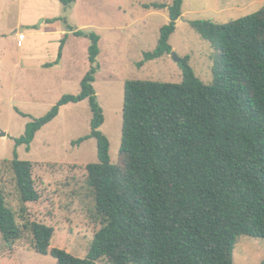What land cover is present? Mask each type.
Masks as SVG:
<instances>
[{
	"label": "trees",
	"instance_id": "obj_1",
	"mask_svg": "<svg viewBox=\"0 0 264 264\" xmlns=\"http://www.w3.org/2000/svg\"><path fill=\"white\" fill-rule=\"evenodd\" d=\"M58 1L67 10L75 0ZM182 4L150 5L166 10L168 23L139 66L171 53L169 38ZM45 21L67 24L65 18ZM189 24L214 49L211 84L195 76L187 57L178 59L180 83L126 81L116 164L110 162L109 140L100 130L104 117L93 88L100 71L99 36L67 26V34L88 40L89 67L80 91L32 118L14 141L28 149L62 106L87 100L90 132L73 144L96 142L97 162L85 171L99 229L84 258L50 249L54 229L28 218L26 204L40 199L33 164L13 156L0 160L12 174L21 205L13 210L0 189V235L7 246L26 239L34 253L49 254L56 264H98L102 259L107 264H235L237 237L264 238V7L227 23Z\"/></svg>",
	"mask_w": 264,
	"mask_h": 264
},
{
	"label": "rangeland",
	"instance_id": "obj_2",
	"mask_svg": "<svg viewBox=\"0 0 264 264\" xmlns=\"http://www.w3.org/2000/svg\"><path fill=\"white\" fill-rule=\"evenodd\" d=\"M153 4L170 5L171 0H75L64 9L58 0H0V160H19L33 164V179L40 194L36 203H27L29 219L54 229L50 249L58 248L84 258L92 236L99 229L95 202L85 167L97 162L94 139L73 144L90 132L91 111L87 100L67 104L35 135L29 148L15 144L32 118L44 116L64 95H77L79 82L88 70V40L69 34L60 64H54L59 40L41 33L51 31L62 38L67 26L99 36L98 63L93 88L102 109L101 132L109 140V158L118 162L121 142L124 83L149 80L180 83L178 59L188 65L204 84L212 82L214 49L190 26L194 20L227 23L255 13L264 0H183L182 15L169 38L172 51L159 59L144 62L152 52L159 30L168 23L166 10ZM65 18L67 24L45 20ZM32 27L30 29L26 27ZM40 30V31H39ZM56 33V34H58ZM55 34V35H56ZM44 65V66H43ZM17 111L27 115L21 116ZM0 189L13 210L21 206L11 182L12 174L0 165ZM264 260V238L239 236L233 247L235 264H259ZM0 264H56L49 254L34 253L26 239L7 246L0 235ZM98 264H107L102 259Z\"/></svg>",
	"mask_w": 264,
	"mask_h": 264
},
{
	"label": "crops",
	"instance_id": "obj_3",
	"mask_svg": "<svg viewBox=\"0 0 264 264\" xmlns=\"http://www.w3.org/2000/svg\"><path fill=\"white\" fill-rule=\"evenodd\" d=\"M56 24V23H55ZM34 26H30V27H26V29L27 28H30V29H34L33 28ZM51 27H52V25H50V27L48 26V28H46V30L45 31H40L41 33H49L50 34V36H56L57 37V39L59 40V42H60V40L64 37V35L65 34H67V33H65V31H62L61 29H60V27H59V24H58V26H56V28L58 29V30H60L61 32H62V38L61 39H59L60 37V34L58 33V32H54V31H51ZM75 30H77V29H75ZM56 33H58V34H56ZM56 34V35H55ZM69 34H71V35H73L71 32H69L68 34H67V37H68V35ZM67 37L65 38V42H66V40H67ZM75 38H78V37H75ZM100 40V39H99ZM65 42H64V45H63V48H64V46H65ZM63 48H62V51H63ZM62 51H61V58H60V60H59V62H58V64H60V62H61V60H62ZM57 64V65H58ZM44 66V65H43ZM60 67H61V64H60Z\"/></svg>",
	"mask_w": 264,
	"mask_h": 264
},
{
	"label": "water",
	"instance_id": "obj_4",
	"mask_svg": "<svg viewBox=\"0 0 264 264\" xmlns=\"http://www.w3.org/2000/svg\"><path fill=\"white\" fill-rule=\"evenodd\" d=\"M0 136H2V137L5 136V133H0Z\"/></svg>",
	"mask_w": 264,
	"mask_h": 264
}]
</instances>
